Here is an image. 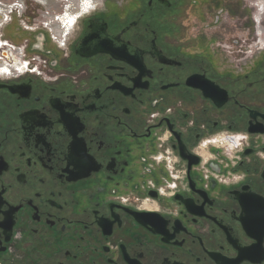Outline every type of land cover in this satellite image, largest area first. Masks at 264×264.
<instances>
[{
  "label": "flooded vegetation",
  "instance_id": "obj_1",
  "mask_svg": "<svg viewBox=\"0 0 264 264\" xmlns=\"http://www.w3.org/2000/svg\"><path fill=\"white\" fill-rule=\"evenodd\" d=\"M27 1L0 0V264H264V11Z\"/></svg>",
  "mask_w": 264,
  "mask_h": 264
},
{
  "label": "rangeland",
  "instance_id": "obj_2",
  "mask_svg": "<svg viewBox=\"0 0 264 264\" xmlns=\"http://www.w3.org/2000/svg\"><path fill=\"white\" fill-rule=\"evenodd\" d=\"M28 1H27V6L30 9L34 10L35 8H37L40 11H44V10H42V8H40L41 6H39L38 3H35L32 0L31 1L28 0ZM103 1H105V0H103ZM108 1L111 2L112 4H114V3L118 2V1L121 2L122 0H108ZM240 1L242 2V0H240ZM243 1L246 2L247 5H250V7H252L251 8L252 9L251 14L253 15V19L256 21V16H255L256 11H264V0H261L262 3H261V5L258 6L259 10H258V8H256L255 6H253L250 3V0H243ZM52 3L54 4V9H55V12L57 14H62V11H71V12L73 10H75V11H85L84 7H83L84 0H52ZM65 7H68V10H65ZM235 8H237V7H235ZM238 10L240 11L239 8L236 9V11H238ZM230 11H235V9L231 8ZM71 18H72V14H71ZM249 21L251 22V24H253L252 20H249ZM60 24L62 26L63 23L60 22ZM232 24H233V22L231 21L230 24H229L230 27H231ZM262 24H263V27H264V17L262 19ZM262 37H264V34H263ZM260 45H261V43H260ZM262 53H264V51H262Z\"/></svg>",
  "mask_w": 264,
  "mask_h": 264
},
{
  "label": "crops",
  "instance_id": "obj_3",
  "mask_svg": "<svg viewBox=\"0 0 264 264\" xmlns=\"http://www.w3.org/2000/svg\"><path fill=\"white\" fill-rule=\"evenodd\" d=\"M198 1L202 4V5H200V8H201L200 11H208L209 8L215 10L216 9L215 3H217V2L219 3L220 8L225 7L228 9V11H230L231 8L235 9V11H236V9L239 8L240 11L246 12L245 15L249 14L248 11H252V9H251L252 7H250V5H247V3L244 2L243 0H242V2L240 0H206V1L205 0H198ZM203 1H205V2H203ZM235 7H237V8H235Z\"/></svg>",
  "mask_w": 264,
  "mask_h": 264
},
{
  "label": "built area",
  "instance_id": "obj_4",
  "mask_svg": "<svg viewBox=\"0 0 264 264\" xmlns=\"http://www.w3.org/2000/svg\"><path fill=\"white\" fill-rule=\"evenodd\" d=\"M255 22H256V29H257L258 24H257V21H255ZM257 33H258V30H257ZM4 63H5V66H6L5 68L10 67V65H11V64H8L7 61H4ZM27 67H28V64L27 63H19L18 66H15L14 65V68L13 69L14 70H17V71H24V70L27 69ZM13 69L12 70L11 69L10 70H7L6 69V71L9 73L11 71H14Z\"/></svg>",
  "mask_w": 264,
  "mask_h": 264
},
{
  "label": "bare ground",
  "instance_id": "obj_5",
  "mask_svg": "<svg viewBox=\"0 0 264 264\" xmlns=\"http://www.w3.org/2000/svg\"><path fill=\"white\" fill-rule=\"evenodd\" d=\"M1 47H2V45H1ZM1 47H0V49H1ZM11 68L10 67H8V69L7 70H10ZM12 70V69H11Z\"/></svg>",
  "mask_w": 264,
  "mask_h": 264
}]
</instances>
